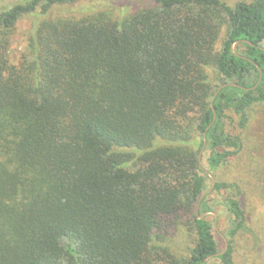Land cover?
<instances>
[{
	"label": "trees",
	"instance_id": "1",
	"mask_svg": "<svg viewBox=\"0 0 264 264\" xmlns=\"http://www.w3.org/2000/svg\"><path fill=\"white\" fill-rule=\"evenodd\" d=\"M83 1L0 11V264H233L239 200L223 250L201 215L264 104V0L53 13Z\"/></svg>",
	"mask_w": 264,
	"mask_h": 264
},
{
	"label": "rangeland",
	"instance_id": "2",
	"mask_svg": "<svg viewBox=\"0 0 264 264\" xmlns=\"http://www.w3.org/2000/svg\"><path fill=\"white\" fill-rule=\"evenodd\" d=\"M24 0H0V11ZM227 5L250 0H220ZM133 1H83L73 6L53 8L55 15H79L83 11L95 8H116L141 6ZM31 22L21 20L17 31L12 37L9 56L12 63H16L24 48V35L30 30ZM227 130L241 133L244 139V149L241 154L219 169L216 174H210L206 179V194L208 195L209 210L202 213L203 217L212 225L213 235L218 242L219 249L226 247V234L230 226V217L222 201L229 196L239 200L246 216V231H241L233 237V264H264V104L253 108L247 127L241 131L236 123L227 121ZM202 156V155H201ZM201 163L205 168V157ZM217 182L231 184L228 189L214 190ZM208 264H219L216 259H209Z\"/></svg>",
	"mask_w": 264,
	"mask_h": 264
},
{
	"label": "water",
	"instance_id": "3",
	"mask_svg": "<svg viewBox=\"0 0 264 264\" xmlns=\"http://www.w3.org/2000/svg\"><path fill=\"white\" fill-rule=\"evenodd\" d=\"M200 156H201V153H200ZM200 156H199V160H200V158H201ZM201 217H203V215H201ZM224 251H225V250H224Z\"/></svg>",
	"mask_w": 264,
	"mask_h": 264
}]
</instances>
